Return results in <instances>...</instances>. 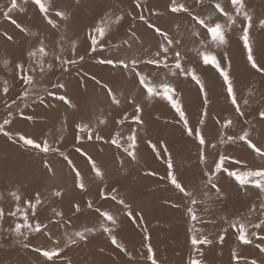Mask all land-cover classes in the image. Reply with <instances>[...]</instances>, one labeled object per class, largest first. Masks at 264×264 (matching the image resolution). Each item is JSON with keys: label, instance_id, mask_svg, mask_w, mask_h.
Returning <instances> with one entry per match:
<instances>
[{"label": "rangeland", "instance_id": "rangeland-1", "mask_svg": "<svg viewBox=\"0 0 264 264\" xmlns=\"http://www.w3.org/2000/svg\"><path fill=\"white\" fill-rule=\"evenodd\" d=\"M243 2L244 10L252 16L251 28L243 20V11L236 15L231 0H177L206 23H220L226 41L221 43L206 35L207 30L188 13H172V0H139V8L137 0H59L55 9L64 11L68 19L61 20L51 11L49 19L57 27L48 19L40 24L48 55L42 60L43 71L35 78L29 74L31 67L39 66V53L27 55L30 59L23 71L16 62L11 64L16 72L13 79L1 82L0 75V125L9 121L0 131V172L8 176L18 173L11 183L0 176V264H151L152 258L157 264H190L192 259L201 264H252L253 260L264 264V253L257 247H264V240L259 239L264 236V224L253 227L264 221V191L252 186L260 178H249L252 183L241 187L235 177L214 171L221 156L230 158L224 164L228 171L264 168V158L237 139L247 133L252 143L264 150V118L260 116L264 112V72L251 67L243 40L247 29L253 59L264 68V27L259 24L264 20V0ZM217 4L235 24H230ZM4 11L0 4V28L5 27ZM141 15L148 23L139 19ZM149 24L166 32L174 42L168 44ZM30 26H26L28 33H32ZM97 27L104 29L103 34L94 30ZM92 39L97 40L95 52L91 51ZM163 47L169 49V65L175 64L174 50L181 53L186 73L174 66L170 70L141 63L135 69L131 65L125 69L99 63L107 58H153ZM204 53L216 57L220 70L203 63ZM62 60L75 63L61 67ZM219 71L229 73L243 115L236 111ZM137 72L148 77L155 95L147 94L139 84ZM193 74L200 84L192 79ZM22 76L30 77L31 83ZM164 83L171 92H164ZM61 95L71 106L57 99ZM113 96L119 104L112 101ZM165 96L180 104L187 128ZM136 105L142 112L135 111ZM134 116H140L143 123ZM229 120L231 124H227ZM189 130L192 137L187 135ZM117 133L120 148L111 144ZM97 134L103 139L97 140ZM133 134L134 148L128 141ZM21 135L37 142L47 140L50 151L45 154L25 146ZM200 136L205 139L204 146L198 144ZM229 136L233 140H228ZM221 138L224 143H220ZM125 148L135 152V160ZM168 159L173 163L171 170ZM97 170L102 176L96 175ZM206 172L211 174L212 183ZM170 173L193 193L195 204L175 189ZM56 192L61 195L56 196ZM89 201L92 208L87 207ZM77 204L80 212L75 210ZM189 208L197 216L195 221ZM105 212L114 222L106 220ZM237 222L245 225L251 244L238 240ZM36 223L41 224L40 233L34 231ZM17 224L33 227L23 228L21 236L15 232ZM194 235L212 244H200L196 251L191 245ZM57 245L63 251L53 261L33 251Z\"/></svg>", "mask_w": 264, "mask_h": 264}, {"label": "snow or ice", "instance_id": "snow-or-ice-1", "mask_svg": "<svg viewBox=\"0 0 264 264\" xmlns=\"http://www.w3.org/2000/svg\"><path fill=\"white\" fill-rule=\"evenodd\" d=\"M32 2L35 5L39 6V9H40L41 13L45 16L46 19H48V22L50 24H53V27H57V25H55L53 23V21L51 19H49V17H48L49 10L51 8V4L46 6L45 3L43 2V0H32ZM77 2H78V0H77ZM201 2H202V0H201ZM231 3L234 6L235 13H236L237 16H239L241 11H243V20L247 22L248 28H251L252 27V16L249 15L248 12L244 10L245 9V4H244L243 0H231ZM136 6H137V8L140 7L139 0H137ZM16 7H17V0H11V9H15ZM216 7L220 9L221 13H223L225 16L228 17V20H229L230 24H235L236 23L235 19L232 16H229L228 13L224 12V9L220 8L219 4H217ZM170 11L172 13H181V12L188 13V15L190 17H192V19L197 24H199L202 28L207 30L205 34L206 35L210 34L212 39H213V41L218 39L221 43L226 42L225 38H224V35H222V25L220 23H216L214 25H210V24L206 23V21L204 19H201L199 15H194L189 10V8H187L184 4H178L177 0H172V5H171V8H170ZM5 15L7 16L8 13L6 12ZM54 15L56 17H59L61 20L68 19V16L65 14V12L61 11L59 9H55L54 10ZM122 19H123V17L121 16V17H119L117 19L116 22L119 23V21L122 20ZM139 19L145 21V23H148L145 20V17L143 15H141L139 17ZM12 23L16 24V21L12 20ZM259 24H260L261 27H264V20H260ZM16 26L22 32L27 34V29L26 28H24L23 26H21L19 24H16ZM148 26L150 28H153L154 31L157 34H159L160 36L164 37V39L167 41L168 44H172L174 42L172 39H169L168 34L166 32L162 31L160 28L156 27L154 24H149ZM94 30L99 32V33H101V34H103V31H104V29L99 28V27L95 28ZM193 35L199 36L200 32H194ZM8 39L11 40L12 37L9 36ZM243 40H244V46L248 49L247 59H248V61H251V67L253 69H255L257 72H264V68L259 67L257 65V63L254 61V59H253L252 49H251V47L248 44V31H247V29H245V31H244ZM96 44H97V40L96 39H92L91 40V45H92L91 51H93V52L96 51V47H95ZM39 52L45 53V49L43 47H40ZM73 52H74V49H73ZM168 52H169V49L167 47H163L162 51H157V52L154 53V57L153 58H148V59H143V60H141V59H132L130 61L129 60H125V59H111V58H107V59H101L99 61V63L100 64H104V65H109V66H111L113 68L120 67V68H125V69L129 68L130 65H131L132 69H135L141 63L146 64V65H154V66H156V68H161V67L169 68L170 70L174 66V68L180 70L181 73H186L188 70L183 68L182 64H181V60H182L181 53L179 51H175L174 50L175 64L174 65H169L168 56H167ZM32 55H35V53H29V56H32ZM57 58L59 59V57H57ZM79 59L82 61L84 59V57L81 56V57H79ZM74 63H75V60H62L60 66L63 67L64 64H74ZM203 63L204 64H212L214 66V68L217 69V70H220V67H221L220 64L217 62L216 57L215 56H211L208 53H204L203 54ZM18 67L21 70H23L24 66L21 64V65H18ZM51 67H52V65H49V68H51ZM229 67H230V65H229ZM41 71H43V65H41ZM175 74L176 73H173V75H175ZM219 74L223 77V80L225 82H227V93H228L229 96H232V103L234 105H236V111L240 115H243V112L240 110V107L237 104V101H236V99L234 97L233 84L229 80V73L227 71H219ZM137 76H138L139 84L142 85L146 89L147 94L155 95L156 94V89L151 84V82L149 81L148 77L146 75L141 74L140 72H137ZM21 79H27L28 83L29 84L31 83V78L30 77H23L22 76ZM192 79L195 80L197 84H200V80L195 76V74H193ZM163 87H164V92L166 94L172 91V88L167 83H164ZM7 90L8 89L5 88L4 92L6 93ZM24 95L26 96L27 92H25ZM165 98L168 99L169 102L171 103V106L174 109H176L177 112H179V119L181 121H183L184 127L187 128L188 121H187V119H185V113L180 110V108H181L180 104L176 103L175 101H172L170 97L165 96ZM57 99H59L60 101L66 103V104H69L71 106V102L67 99L66 96L61 95V96L57 97ZM112 101L114 103H116V104H119V101L116 100V98L114 96L112 97ZM247 103H248V101L244 100V104H247ZM135 111L137 113H140V112H142V109H141V107L139 105H136ZM260 116L262 118H264V112H261ZM26 119H31V117H26ZM125 119H126V117H125ZM133 119L135 121H137L138 123H143V121L141 120L140 116H134ZM231 123H232L231 120H229L227 122V124H231ZM7 124H9V121L6 119V120L3 121V125H7ZM3 125H0V131L3 130ZM77 127L81 128V131H85L86 130L84 127H82L80 125H77ZM3 134L6 135V136H10V133L7 132V131H4ZM187 135L192 137L193 136V131L189 130L187 132ZM119 137H120V133H117L116 134V138H113L111 140V144L115 145L117 148L121 147V144L119 142ZM87 138L89 140L92 139L91 133L88 134ZM19 139L21 141H23V144L25 146L30 147L32 149H37V150H39L42 153L47 154L50 151V146H49V143H48L47 140H44L42 142H37L34 139L25 138L23 135H21L19 137ZM96 139L97 140H101L103 138L99 134H97L96 135ZM237 139H239L241 141H244L248 145V147L251 148L252 150H254V152L258 156H260L261 158H264V150H262L261 148H258L254 143H252V141L249 139V136H248L247 133H245L242 136L237 137ZM228 140H230V141L233 140V137L229 136ZM128 141L130 142V144L134 148L136 146V136H135V134L130 135L128 137ZM220 143H224L223 138H221ZM198 144L200 146H204L205 145V139L203 138V136L199 137ZM212 147L215 148L216 145L213 144ZM51 151L58 152L59 149H51ZM77 151H79V149H77ZM125 151L128 153V155L133 160L136 159V155H135L134 151H129L128 148H125ZM203 158L204 157L201 154V159H203ZM227 159H230V158L226 157V156H221L220 157L219 163H217L215 165V169H214V171L217 174H219L221 171L226 172L229 177H235V179L239 182L241 187H244L245 185H248V184L252 183L249 180V178L258 177V178H260V182L254 183V184H252V186L257 188V189H260L261 191H264V168H261L260 170H255V171H251V170L250 171H245L243 173L236 172V171H228V169L226 167H224L225 161ZM166 163H167L168 169L171 170L173 168V163H172L171 159L166 160ZM93 167H95L94 164H93ZM76 175L79 176V173L77 172ZM96 175L97 176H102V173L99 170H97ZM170 175H171V173H170ZM205 175L208 176V182L212 183L211 174L206 172ZM162 179H163V177H162ZM171 184L175 187V189H177L180 193H182L184 197L192 198L191 202L193 204L196 203L195 198H193V193L190 190L186 189L184 186H182V184L180 182L177 181L176 175H171ZM212 186H213V188L216 189L217 194L219 195L220 194V190H219L218 186L215 183H213ZM80 187L83 189V187H84L83 182H81ZM113 191H115V190H113ZM55 195L56 196H60L61 193L60 192H56ZM101 195L104 196L103 192L101 193ZM104 198L107 199V197H104ZM111 198L113 200H116V196L115 195H113ZM16 199L19 200L20 199L19 196H16ZM37 203H39V197L38 196H37ZM119 203L122 204V205L125 204V202L123 200H120ZM29 206H31V202H29ZM173 206L174 207H179V205H173ZM87 207L88 208H92L91 201L88 202ZM125 208L129 209L128 210V214L131 215V211H130L129 206L125 205ZM75 210H76V212H80L81 211L80 206L78 204L75 205ZM188 211L191 214V219L193 221H195L197 219L196 214L192 211L191 208H189ZM2 215H3V212H2V210H0V216H2ZM57 215H62V213H57ZM102 215L106 218V220L114 222L113 216L109 215L107 212L102 213ZM27 219H28V217H27V215H25L24 216V220H27ZM237 223L239 224V227H238V233L239 234H238V237H237L238 240H240L245 245L251 244L253 241L245 233V225L243 223H240V222H237ZM262 224H264V221H261L260 223L254 224L253 227L254 228H260ZM32 227L33 226L31 224H17L16 228H15V232H16L17 235H21L22 236V235H24V233L22 232L23 228L32 229ZM232 227H236V225L233 224ZM34 231L36 233H40L42 231L40 223H36ZM105 231H108V229H105ZM252 235L255 236L256 233L253 232ZM81 239H83V237H81ZM223 239H224V237L221 236L220 237V241L223 242ZM259 239L264 240V236L259 237ZM112 243L116 244V240H115L114 237L112 238ZM200 244H209L210 245V244H212V241L208 240L206 238L198 239L194 235L191 238V245L194 247V249L196 251H199L198 245H200ZM116 246L117 247H121L118 244ZM257 247H259L260 251L262 253H264V247H260L259 245H257ZM121 250H123V249H121ZM33 251L40 252L41 255L47 259V261H53L55 257L59 256L60 251H63V248L60 247L59 245H57V246L53 247L51 250H42L41 248L38 247V248H34ZM148 251H149V253L152 252V249H151L150 246L148 248ZM151 264H157V261H156L155 258L151 259ZM190 264H201V261L198 260V259H192L190 261ZM252 264H257V262L255 260H253Z\"/></svg>", "mask_w": 264, "mask_h": 264}, {"label": "bare ground", "instance_id": "bare-ground-1", "mask_svg": "<svg viewBox=\"0 0 264 264\" xmlns=\"http://www.w3.org/2000/svg\"><path fill=\"white\" fill-rule=\"evenodd\" d=\"M43 2L46 6L51 4V8L49 10V12H51L55 10L59 0H43ZM0 4H3L5 6V11L1 14V17L4 20L5 27L0 28V65H2L0 75L1 82H6L13 79L16 75L15 70L13 68H10L11 64L16 62L15 64H22L25 67V61L30 59L27 57L29 53H35V55L41 53L39 52V49L40 47L44 48V38L42 35L44 32V27L40 24L45 23L46 18L41 13L39 6L35 5L32 0H17V7L15 9H11V0H0ZM6 12L8 13L7 16L5 15ZM12 20H15L16 24H19L24 28H26L28 23H31L30 28L32 29V33L27 32L26 34L22 32L19 28H17L16 24L12 23ZM9 24H11L10 27ZM8 36H13V39L9 40ZM14 45L15 47H13ZM13 48H16V50H13ZM41 54V61L38 68L36 69L34 67H31L32 71H29V74L32 78H35L38 73H41L40 68L42 65V60L45 56H48L45 53ZM52 54L55 56V53ZM52 54H50L49 56H51ZM24 67L23 70H25ZM17 175L18 173H15V175L12 176H8L6 173L0 172V176L3 177V179H11H8L10 183L15 179V176Z\"/></svg>", "mask_w": 264, "mask_h": 264}]
</instances>
